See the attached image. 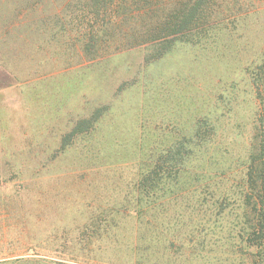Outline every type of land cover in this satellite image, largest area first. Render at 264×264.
I'll use <instances>...</instances> for the list:
<instances>
[{
  "label": "rangeland",
  "instance_id": "obj_1",
  "mask_svg": "<svg viewBox=\"0 0 264 264\" xmlns=\"http://www.w3.org/2000/svg\"><path fill=\"white\" fill-rule=\"evenodd\" d=\"M78 2L0 3L17 20L0 32V264H196L149 238L187 237L194 194L134 184L199 126L215 136L201 163L192 148L189 176L243 155L264 120V0H217L222 22L179 35V0H102L89 42ZM87 43L109 55L92 60ZM134 207L171 224L144 227Z\"/></svg>",
  "mask_w": 264,
  "mask_h": 264
},
{
  "label": "trees",
  "instance_id": "obj_2",
  "mask_svg": "<svg viewBox=\"0 0 264 264\" xmlns=\"http://www.w3.org/2000/svg\"><path fill=\"white\" fill-rule=\"evenodd\" d=\"M5 0H0L4 4ZM40 4L44 0H36ZM74 0H65V9ZM72 10L82 11L81 19L87 28L85 34L93 39L98 29L100 13L102 12V0H78ZM111 1V0H108ZM217 0H179L181 8L175 13L182 19L173 22L172 34H182L195 27H208L210 24L219 23L224 20L223 6H217ZM224 1V0H223ZM81 8V9H80ZM78 9V10H76ZM5 13V11H4ZM217 14L220 16L216 19ZM42 19V18H41ZM43 21L44 27L50 21ZM227 18H225L226 20ZM14 14L11 16H0V32L9 35L11 28L16 22ZM81 22V24H82ZM82 24V25H83ZM7 37V36H6ZM93 44H84L86 55L91 59H101L109 55L107 47L94 49ZM163 48H159L157 57ZM203 124V123H201ZM251 133L247 138L246 146L243 147V155L231 158L223 157L220 154L213 163L211 157L205 160L208 165H203L198 172L191 176L186 174L185 167L192 154V148L197 153L196 161L201 163L202 155L213 146L212 139L215 130L211 127L199 126L192 137L194 142L181 140L170 144L166 149V158H161L154 167L141 175L135 182V191L138 194H154V190L161 191L166 185H180L186 193L194 194L191 201L184 205L182 219L192 223L187 224V237L178 239L170 237L166 239L163 234L159 236L150 235L155 243L161 245L163 250L169 251L172 255L177 252H170L174 249L184 252L178 256H191L189 263L196 264H264V120L260 114L257 123L253 124ZM206 147L207 151H206ZM224 153V152H223ZM233 166H230L232 165ZM235 164V166H234ZM134 206H138V200ZM145 208H132L130 212L135 218L141 217L147 222L144 227L154 229L163 228L164 225L150 222L149 219H157L161 211L154 212ZM150 211L149 214H147ZM163 213V212H162ZM176 226V224H175ZM166 230V229H164ZM162 230V231H164ZM161 249V250H162ZM205 259L207 260L206 263ZM201 261V262H198Z\"/></svg>",
  "mask_w": 264,
  "mask_h": 264
}]
</instances>
